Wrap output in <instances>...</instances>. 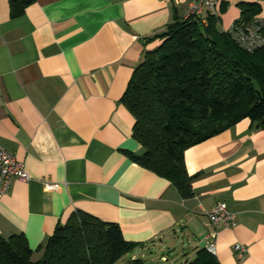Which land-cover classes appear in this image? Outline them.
Wrapping results in <instances>:
<instances>
[{
	"label": "crops",
	"instance_id": "0c3cea01",
	"mask_svg": "<svg viewBox=\"0 0 264 264\" xmlns=\"http://www.w3.org/2000/svg\"><path fill=\"white\" fill-rule=\"evenodd\" d=\"M254 1L219 0V30L239 17V3ZM183 8L171 0H34L12 18L0 0V148L30 175L12 179L0 197V235L23 234L33 261L56 225L80 210L143 245L123 256L130 261L185 264L214 234L219 264H264V128L243 118L187 148L189 196L126 154L143 147L121 97L144 51L161 42L151 38ZM218 202L235 226L209 221ZM236 243L246 247L240 259Z\"/></svg>",
	"mask_w": 264,
	"mask_h": 264
},
{
	"label": "trees",
	"instance_id": "16d2710c",
	"mask_svg": "<svg viewBox=\"0 0 264 264\" xmlns=\"http://www.w3.org/2000/svg\"><path fill=\"white\" fill-rule=\"evenodd\" d=\"M32 2L8 0L10 17L22 15ZM262 2L239 3L233 25L260 20ZM205 19L175 16L153 36L160 44L144 51L121 97L135 120L133 137L143 147L141 155L126 154L171 180L183 196L191 195L192 176L184 164L187 148L243 118L264 128V45L244 50L227 31L219 30L218 17ZM141 246L126 240L117 224L76 210L56 225L36 261L23 234L0 235V264H114ZM130 262L145 264L142 259ZM185 264L219 262L204 247Z\"/></svg>",
	"mask_w": 264,
	"mask_h": 264
},
{
	"label": "built area",
	"instance_id": "2783aa9c",
	"mask_svg": "<svg viewBox=\"0 0 264 264\" xmlns=\"http://www.w3.org/2000/svg\"><path fill=\"white\" fill-rule=\"evenodd\" d=\"M174 5H182V18L189 17L202 18L204 15H215L219 6V0H171ZM264 26V21L256 20L254 23L245 27H235L231 25L227 32L231 38L244 50L252 51L257 47L264 45V35H262L261 27ZM28 181L30 175L27 172L23 161L19 160L14 154L5 149L0 148V197L3 196L9 189L12 179ZM55 183L44 182L46 190L56 189ZM209 221L217 229L219 226L233 227L237 223L236 215L229 211L223 202L216 203L207 214ZM211 234L208 236V241L204 245L205 249L215 254V243L211 239ZM233 251L237 258H242L246 252V247L236 243L233 245Z\"/></svg>",
	"mask_w": 264,
	"mask_h": 264
},
{
	"label": "rangeland",
	"instance_id": "374dc122",
	"mask_svg": "<svg viewBox=\"0 0 264 264\" xmlns=\"http://www.w3.org/2000/svg\"><path fill=\"white\" fill-rule=\"evenodd\" d=\"M114 264H132V263L130 262L129 258L122 257Z\"/></svg>",
	"mask_w": 264,
	"mask_h": 264
}]
</instances>
